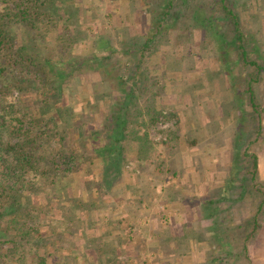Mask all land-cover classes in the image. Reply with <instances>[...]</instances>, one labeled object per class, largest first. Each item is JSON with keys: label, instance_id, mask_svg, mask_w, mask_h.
Returning a JSON list of instances; mask_svg holds the SVG:
<instances>
[{"label": "trees", "instance_id": "obj_1", "mask_svg": "<svg viewBox=\"0 0 264 264\" xmlns=\"http://www.w3.org/2000/svg\"><path fill=\"white\" fill-rule=\"evenodd\" d=\"M95 1L0 0V235L6 236L0 240V245L4 246L3 252L8 258L24 264H47V258H59L55 255L63 246H57L51 236L60 235L56 230L59 225L62 232L68 230L65 221H77L75 234L84 235L86 222L81 216L96 204L82 196L83 190L77 195L73 186L77 180L81 186L87 184L82 178L87 172L91 174L98 159L106 170L101 175L97 172L86 178L95 180V175L100 181L105 171L118 176L117 156L128 136L136 140L140 159L141 152L146 150L145 140L137 135L138 125L127 121L130 105L126 106L125 101L118 104L120 111L116 115L114 112L113 126L102 133L90 115L95 110L100 111L97 101L92 104L80 100L77 104L71 95L70 79L97 73L99 85L114 93V87L119 86L118 76H122V58L132 62L137 72L145 56L157 51L160 43L169 42L164 35L169 29L198 28L209 40V52L224 62L222 72L230 78V83L234 85L237 79L232 74L234 69L238 70L237 75L244 77L245 95L250 106H256L253 83L264 76V63L249 59V39L240 28L239 15L231 0H213L206 8L195 7L198 4L194 0H131L133 7L129 13L133 22L142 21L143 14L149 17L151 29L140 35L131 32L128 25L113 24L112 11L106 13L111 27L91 33L85 31L81 26L88 11L94 18L102 16ZM99 1L104 4L108 0ZM114 1L109 0V3ZM206 9L217 11V18L221 19L219 25L206 14ZM227 27L232 28L230 36ZM83 42L91 49L77 53L76 46L81 47ZM99 51L105 54H98ZM231 53L234 61L229 60ZM165 57L171 59L175 55L170 52ZM114 70L118 73L115 76L111 73ZM241 70H246V76ZM110 75L112 77L107 78ZM114 80L116 85L110 86L108 82ZM131 96L129 91L124 98L129 102ZM106 118V114L101 115L99 120ZM86 119L91 121V126L84 124ZM155 120L156 114L150 117L151 123ZM252 159L248 175L250 185L258 188V192L264 183L257 181L256 156ZM263 202L256 205L255 214L250 216L253 229ZM57 212L62 217H57ZM77 212L79 214L75 215ZM88 223L93 226L92 222ZM44 225L47 233L41 231ZM243 227L239 225V229ZM254 231L244 233L248 241L243 240L238 247V242L232 245L223 240L216 242L217 250L223 252L218 253L216 259L223 261L230 246L246 254ZM102 237L100 241L99 237H94L96 246H89L94 251L89 249L80 255L82 264H127L117 260L115 249L106 247ZM160 248L167 255L166 247L161 245ZM26 249L31 254L25 256ZM17 252L19 255L15 257ZM159 253L162 255L161 251ZM71 258L74 264L77 258ZM65 259L62 255L60 262L67 264L63 262Z\"/></svg>", "mask_w": 264, "mask_h": 264}, {"label": "rangeland", "instance_id": "obj_2", "mask_svg": "<svg viewBox=\"0 0 264 264\" xmlns=\"http://www.w3.org/2000/svg\"><path fill=\"white\" fill-rule=\"evenodd\" d=\"M82 1L83 3L91 2V0ZM210 1L213 0H194L198 4L195 7H209ZM231 1L232 7L239 15L240 28L249 39V53L251 54L249 59L263 64L264 0ZM95 2L102 16L94 18L91 12H87L86 21L81 27L87 32L90 31L89 33L96 29L103 30L106 26L111 27L106 18V13L109 11L113 12V24L128 25L129 30L137 35L151 29L148 15L143 14L140 22L132 21V14L129 13L133 7L131 0H116L112 4L109 0L104 4L98 0ZM205 12L216 19L214 22L219 25L221 19L217 18L215 9H206ZM227 30L230 36L232 28L227 27ZM164 35L169 42L160 43L157 51L145 56L137 72L132 62L122 58L123 65L120 74L122 76H118L119 86L114 87V93L107 89L104 90V87L99 85L100 77L97 73H85L70 79L69 85L73 92L71 95L75 101H78L77 104L80 100L82 103L88 101L92 104L95 100L97 101V108H100V111L98 109L91 113L89 110L88 113H91L97 129L102 133H106V130L113 126L111 121L114 112L116 115L120 111L118 104L125 101L126 106L130 105L127 108L130 113L126 114L127 121H133L134 125H138L137 135L145 140L146 150L141 152L142 160L139 163L135 162L139 154L138 145L136 140H130L128 136L123 140L124 147L117 156L119 173L116 175L118 176L110 175L105 171L106 174L100 181L95 175L93 177L95 180L86 178L97 172L101 175L106 170L105 165L102 166L98 159L91 169V174L87 172L84 174L85 178H82L87 184L81 186L78 180H75L76 183L73 186L75 193L78 195L79 191L83 190L81 191L82 196L85 199L89 197V201L96 205H92L85 216H81L86 222L83 236L75 234L77 221H65L70 230L68 228L64 232L59 227L60 225H56V230L60 235L51 237L56 240L57 246L60 245L63 248L55 255V257L59 255V258L52 259L49 256L50 258L46 260L47 264H64L60 262L62 255L66 258L63 262L67 264L68 262L71 264L72 256L77 258L74 264H82L80 255L89 249L94 251L91 249L96 246L93 239L99 237L100 241L101 236L108 248L116 249L120 245H122L121 250L130 248L127 251L131 253L127 255V258L124 252L117 257L120 261L127 259V264H139L142 261L143 264H191L196 262L194 259H189L190 257L185 253L178 254V256L175 254L173 256L164 254L163 256L159 252L155 254L156 248L154 249L151 233L159 238L164 235L177 237V234L182 232L187 234L188 230L192 234L195 227L193 226L194 221L201 217L203 208L193 209L190 213L191 217L187 218L183 226L182 222L177 221L176 218L181 212L179 205L187 195L191 198L196 197L199 190L202 192L198 194V198L210 196L208 193L203 194V188L208 189L209 187V185H204L205 180L208 182L209 175L216 171L212 169V167H217L213 159L220 157V152L224 151L223 149L217 150V145L227 143L231 145L228 156L231 154L232 161L226 165L222 162V166L217 169L218 172L216 171L219 174L218 177L213 178L211 182L213 187L218 186L213 188V191H218L217 195L213 196L222 197L218 203L216 219L225 220L235 217L238 220L242 218L239 221L244 225L241 229L242 234L247 231L252 233L255 230L253 235H257L260 232L264 243V221L260 220L263 218L264 202L262 203L263 208L259 210L261 214L258 215L259 221L255 224V229H253V222L249 221L250 216L255 214L256 205L264 201V195L261 193H264V187L257 192L258 188L250 185L248 175V169L253 161L252 156H256L258 148L264 144V76L253 83L256 89V106L252 108L244 92L246 87L244 77L237 75L238 70L234 69L232 74L237 76V79L234 85L230 83V78L222 72L221 65L224 62L222 63L214 57L211 51L209 52L210 43L202 29H169ZM173 46L177 47L173 49ZM90 49V45L83 42L81 47L76 46L75 51L87 53ZM170 52L175 57L167 59L165 55ZM97 53L105 54L103 51ZM229 60L234 61L232 53ZM241 72L246 76V70H241ZM111 73L113 76L118 74L115 70ZM110 77L112 76L107 78ZM108 83L111 86L112 83L115 84V80ZM129 91L132 92V96L127 102L124 97ZM12 96L15 98L17 93L12 92ZM104 105H106L105 108ZM105 114L106 120L100 121V116ZM154 114H156V120L151 123L150 117ZM160 120H166L169 126L164 129L160 128L158 124ZM90 123L88 119L84 122L88 125ZM201 158L202 161H200ZM216 179L219 182L215 183ZM158 187H165L166 190L158 193L156 192ZM187 188L191 192L182 191ZM220 189H223L222 192ZM213 211L215 212L214 209ZM59 216L61 214L57 212V217ZM88 221L92 222L93 226L89 225ZM227 222L226 220L220 221L221 230ZM114 230L112 234L110 231ZM41 231L47 233V226L41 227ZM5 238L6 236L0 235V240ZM158 241L160 244L163 242L161 238ZM254 243L252 240L248 243L249 251L254 247ZM185 245L188 246V244ZM238 245L239 243L236 247ZM3 248L4 246L0 245V264H24L18 259L8 258ZM27 251L26 249L25 256L31 254ZM216 251L219 254L223 253ZM18 255L17 252L14 256ZM227 258V256L223 257V261ZM234 260L233 264H246L245 261L242 263L240 258ZM223 261L215 260V264H227L228 262ZM196 264H208V262L206 260L196 262Z\"/></svg>", "mask_w": 264, "mask_h": 264}, {"label": "crops", "instance_id": "obj_3", "mask_svg": "<svg viewBox=\"0 0 264 264\" xmlns=\"http://www.w3.org/2000/svg\"><path fill=\"white\" fill-rule=\"evenodd\" d=\"M216 149L224 150L220 152L219 154L220 157H218L217 159H213L214 163L217 164V167H212V169L218 172L217 169L222 166V162H224V164L226 165V164H230V162L232 161V159H230L231 154H229L228 156V151H231L230 150L231 145H228V143L226 145L220 144V145H217ZM199 156H202V155H199ZM141 160L142 159H140L139 155H137L135 162L139 163ZM200 161H202V158L200 159ZM216 171H214L212 175H209V178H207L208 182L205 180L204 185H209L208 189H206V187L204 188L202 187L204 190L203 194L208 193V195L210 196L198 198L199 197L198 194H201L202 192L201 190H199V193L198 194L196 193V197L191 198L189 195H187V197L183 199L181 198L182 204L179 205V211L181 212L178 211L179 213L177 214L176 218H177V221L179 220L182 222L183 226H185L184 224H186L188 220L187 218L189 216L191 217L190 213L192 212L193 209L201 210L203 208L202 214H201V217H199L196 221H194L193 226L195 227L193 229L194 231H192V234L188 230L187 234H184L182 232V233L177 234V237L172 238L170 236H165V235L160 237L163 241L161 242V245L163 247H166V250H168L167 256H173L174 254L178 256V254L185 253V255H188L190 257L189 259L191 260L194 259L196 262H201V261L204 262L207 260L208 264H215V260H217L216 257L218 256V252L216 251L217 244H213L214 242L216 243V242H219L220 240H223V243H231L232 245V243H235V242L242 243L243 240L248 241V239L246 238V235L242 234L241 229H239V225H243V223L241 224L239 222L242 220V218H239L238 220L235 217H233L232 219L226 218L225 220L228 222L224 225L225 227L223 230L220 229V224H219L220 221H225V220H223L222 218L216 219L215 214L219 208L218 203L221 201L222 197L213 196V195H217V192H218V191L217 192L213 191V188H217L218 186H215L214 184L215 187H213L212 185L213 183H211L213 181L212 179L217 178L219 175L217 174ZM256 177L258 179L257 180L258 182L264 183V144H262L258 148V151L256 153ZM216 182H219L218 179L215 180V183ZM156 189H158V191H156L158 193H161L162 191L166 190L165 187H158ZM222 190L223 189H220L221 192ZM182 191L191 192V190L188 188L187 190L185 189ZM160 198L162 200V197ZM180 201L181 200H179V202ZM206 206H208L207 209H206ZM227 208H228V205H227ZM213 209L215 210V212L213 211ZM262 216L263 218H261L260 220L264 221V213ZM213 217L214 219H212ZM110 232L114 234L115 230L110 231ZM261 234L262 233L259 232L257 235L253 236L254 239L250 238V241L252 240L255 243L253 244L254 247L251 248L250 251L249 249H247L246 254H245V251L241 249L235 251V250H232V246L228 247L227 251L229 253L227 257L230 259L228 258L226 259L228 261L227 264L230 262H232L231 264H233V261L235 262L234 259L236 258H240L241 262L243 263L245 261L246 264L248 263L250 264V262L251 264H264V243L261 240V236H260ZM151 235H152V242H154L153 243L154 249L156 248L154 250L155 251L154 253L156 254V252L161 251L162 255L164 256L163 250L160 248L161 246L159 244L160 242L158 241L160 238L154 235L153 233H151ZM206 240L209 241V243ZM185 244H188V246H186ZM209 245H211V247ZM121 246L122 245H120L118 248L116 247L115 254L118 257L120 254L124 252L126 253L125 258H127V255L131 253L130 251H127L130 248L127 250H121L122 249ZM211 258L213 259V261ZM124 261L127 262L128 260L125 259ZM196 262H193V263L196 264ZM216 264H219V263H216Z\"/></svg>", "mask_w": 264, "mask_h": 264}, {"label": "built area", "instance_id": "obj_4", "mask_svg": "<svg viewBox=\"0 0 264 264\" xmlns=\"http://www.w3.org/2000/svg\"><path fill=\"white\" fill-rule=\"evenodd\" d=\"M159 119H161V118H159ZM158 124H159V127L162 128V129L167 128L169 126V124L167 123L166 120L165 121H163V120L161 121L160 120Z\"/></svg>", "mask_w": 264, "mask_h": 264}]
</instances>
